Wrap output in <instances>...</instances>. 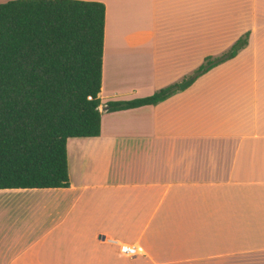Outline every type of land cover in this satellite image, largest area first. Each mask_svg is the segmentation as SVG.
<instances>
[{
  "label": "crops",
  "instance_id": "crops-1",
  "mask_svg": "<svg viewBox=\"0 0 264 264\" xmlns=\"http://www.w3.org/2000/svg\"><path fill=\"white\" fill-rule=\"evenodd\" d=\"M84 1L106 6L109 109L68 141V188L0 189V264H264V0Z\"/></svg>",
  "mask_w": 264,
  "mask_h": 264
},
{
  "label": "trees",
  "instance_id": "trees-1",
  "mask_svg": "<svg viewBox=\"0 0 264 264\" xmlns=\"http://www.w3.org/2000/svg\"><path fill=\"white\" fill-rule=\"evenodd\" d=\"M106 6L84 0H10L0 4V189L70 186L68 141L101 134ZM249 43L208 56L199 78ZM172 85L111 111L158 104ZM91 97V99H90Z\"/></svg>",
  "mask_w": 264,
  "mask_h": 264
},
{
  "label": "built area",
  "instance_id": "built-area-1",
  "mask_svg": "<svg viewBox=\"0 0 264 264\" xmlns=\"http://www.w3.org/2000/svg\"><path fill=\"white\" fill-rule=\"evenodd\" d=\"M91 99V97H90ZM120 251L123 255L127 257H134L141 253L140 249L136 246H129V245H121Z\"/></svg>",
  "mask_w": 264,
  "mask_h": 264
},
{
  "label": "water",
  "instance_id": "water-1",
  "mask_svg": "<svg viewBox=\"0 0 264 264\" xmlns=\"http://www.w3.org/2000/svg\"><path fill=\"white\" fill-rule=\"evenodd\" d=\"M191 81H192V80H189V81H186V82L180 84V88H181V89L186 88V87L191 83ZM108 109H109V108H108L107 106H104V107L101 108V110H102L103 112L107 111Z\"/></svg>",
  "mask_w": 264,
  "mask_h": 264
},
{
  "label": "rangeland",
  "instance_id": "rangeland-1",
  "mask_svg": "<svg viewBox=\"0 0 264 264\" xmlns=\"http://www.w3.org/2000/svg\"><path fill=\"white\" fill-rule=\"evenodd\" d=\"M0 1H4V0H0Z\"/></svg>",
  "mask_w": 264,
  "mask_h": 264
}]
</instances>
